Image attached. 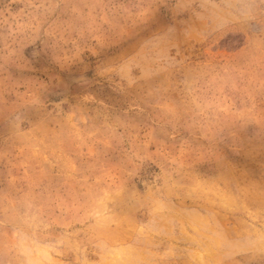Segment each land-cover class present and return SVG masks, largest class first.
I'll list each match as a JSON object with an SVG mask.
<instances>
[{"label":"rangeland","instance_id":"rangeland-1","mask_svg":"<svg viewBox=\"0 0 264 264\" xmlns=\"http://www.w3.org/2000/svg\"><path fill=\"white\" fill-rule=\"evenodd\" d=\"M0 264H264V0H0Z\"/></svg>","mask_w":264,"mask_h":264}]
</instances>
